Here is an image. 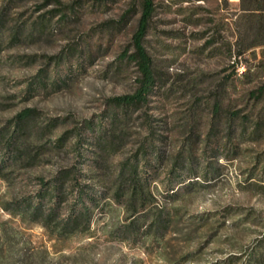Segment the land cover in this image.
I'll list each match as a JSON object with an SVG mask.
<instances>
[{"label": "rangeland", "instance_id": "obj_1", "mask_svg": "<svg viewBox=\"0 0 264 264\" xmlns=\"http://www.w3.org/2000/svg\"><path fill=\"white\" fill-rule=\"evenodd\" d=\"M141 2L0 0V125L36 108L51 122V141L65 138L71 147L72 135L97 124L112 98L134 94L141 75L124 54L134 52ZM155 3L145 46L159 78L148 110L160 148L176 152L192 133L197 171L212 164L221 176L179 204L182 231L161 242L112 238L116 228L101 231L106 219L98 211L96 236L61 238L2 207L15 193H34L37 176L50 178L69 164L72 154L51 151L37 168L21 170L13 187L0 179V264H223L230 255L241 264L264 240V132L256 140L252 126L241 134L239 119H264V96L253 98L264 83V46L251 48L264 36L239 17L238 0ZM39 80L48 87L30 89ZM232 113L239 114L234 121ZM138 114L123 155L143 136Z\"/></svg>", "mask_w": 264, "mask_h": 264}, {"label": "trees", "instance_id": "obj_2", "mask_svg": "<svg viewBox=\"0 0 264 264\" xmlns=\"http://www.w3.org/2000/svg\"><path fill=\"white\" fill-rule=\"evenodd\" d=\"M239 11V17L254 22L264 36V0H240ZM156 12L155 0H142L133 38L134 52L129 54L127 50L124 54V58L138 66L141 77L137 90L131 95L112 98L97 124L85 123L72 135L75 141L71 147L65 138L51 141V122L45 124L36 108H25L2 122L0 179L9 187L16 185L21 170L37 168L42 155H50L51 151L72 154L69 164L52 177H36L39 188L34 193H15L3 203V209L10 215L28 224H39L61 238L96 236L93 225L97 211L106 219L101 231L109 234L110 228H116L109 235L112 238L140 244L149 240L161 242L170 231L181 233L179 204L207 188L221 173L212 164L197 171V160L191 150L197 138L192 133L176 152L165 153L160 148L164 140L156 132L148 110L159 78L145 46ZM3 24L6 21L0 16V26ZM19 36L18 30L13 38ZM260 46L264 42L251 48ZM243 54L244 50L240 49L237 56ZM35 85L48 87L46 81L39 80L30 89L36 88ZM253 94L255 99L263 97L264 83ZM215 108L217 112L220 110L217 104ZM137 111L143 136L132 152L123 155L120 146L130 133L129 123ZM238 116L232 113V121ZM239 119L245 125L241 134L245 135L252 126L249 136L256 140L264 132V119L252 123L248 116ZM116 219L119 225L114 223ZM241 260L238 255H230L223 264H237ZM241 264H264V240Z\"/></svg>", "mask_w": 264, "mask_h": 264}, {"label": "crops", "instance_id": "obj_3", "mask_svg": "<svg viewBox=\"0 0 264 264\" xmlns=\"http://www.w3.org/2000/svg\"><path fill=\"white\" fill-rule=\"evenodd\" d=\"M238 2H240V0H238Z\"/></svg>", "mask_w": 264, "mask_h": 264}]
</instances>
